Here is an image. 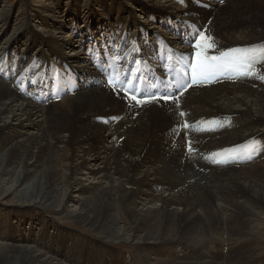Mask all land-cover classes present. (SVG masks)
<instances>
[{"label": "bare ground", "instance_id": "6f19581e", "mask_svg": "<svg viewBox=\"0 0 264 264\" xmlns=\"http://www.w3.org/2000/svg\"><path fill=\"white\" fill-rule=\"evenodd\" d=\"M133 1L140 7L144 19L149 20L151 25L156 22L155 17H165V14L166 18L170 16L176 18L178 21L170 26L167 33L184 38L186 40L184 44L189 45L188 51L179 50L178 47L180 49L183 47L178 45L174 38H166L156 27L151 30L146 26L147 24L142 25V22H139L144 27L142 29L140 27L129 40L127 35L124 36L120 44L122 50L127 48L123 57L128 63L126 70L118 71L120 69L114 66L110 71L107 69L105 72L106 59L97 58L100 53L96 47L93 49L96 53L88 63L89 67H93L94 75L88 77L90 72H85L87 76L76 78L77 84L71 88L66 87L68 89L64 88L68 80L61 76L62 69L58 68L63 64L54 71L52 69L54 62H50L46 56L45 59L48 61L46 63L49 65H43L44 67L40 69L41 73L36 75L38 65L36 63L43 61L42 57L37 56L34 60L35 64L24 67L32 55L30 45L23 52V56L11 57L13 45L0 56L2 78L6 77L11 88H14V92L7 90L5 94L0 86V153L3 152L0 156V196L15 194L22 205H32L34 202L43 207L48 204L54 207L60 202L61 193L62 199L64 198L69 186L66 184L71 182L70 187L77 189V192L82 194L80 197L85 195L79 211L72 210L71 214L85 226L107 230L109 233L113 225H119L115 220L117 212L125 211L134 225L133 232L142 240L138 248L164 246L171 244L175 239L180 243L195 245L206 241L207 237L216 231L212 238H219L209 239L208 254L219 256L210 259L211 261L221 257L225 247L235 259H247L249 256L246 253L251 254L258 248V245L253 243L256 242L255 235L258 230L255 221L243 214L246 211L248 196L242 194L244 189L242 184L245 179L240 181L241 175L237 173L235 167H238L239 163L245 164L243 163L245 161L250 163L248 166L257 167L252 163L253 159L258 158L261 161L264 158V131L259 130V127L264 125V76L262 75L264 63L257 66L255 62L252 64L241 61L243 54H238L236 47L245 48V45L249 44L248 47L254 52L264 48V0H166L163 2L169 3V7L151 0ZM224 1L230 4V7L225 8L221 5ZM229 12L237 15V23L229 21ZM126 13L131 17L132 14L128 10ZM120 17L117 20L121 25L125 19ZM183 17L186 18L180 20ZM192 17L198 29L191 27L189 34L183 24ZM259 17L263 19L262 24L256 21ZM134 21L138 19L132 21L131 18L133 24ZM86 26L89 28L88 22L83 28L85 29ZM199 33L212 38L211 47H208V41H202L200 48L195 47ZM88 34L86 32L85 36ZM146 36L149 39L144 43ZM74 37L72 34L70 39L72 42L67 45L68 47L73 45ZM33 38H30V43L33 42ZM78 39L79 37L77 41ZM138 40L143 48H148L150 59L146 58L147 53H144L145 59L141 56L142 48L137 43ZM48 44L54 51H62V42L52 39ZM163 45L169 47V53L167 55L162 53L159 56L158 52ZM77 48L76 46L71 51L75 53ZM197 52L201 53V58L215 57L216 61L219 59L216 67L210 63L212 67L206 71L209 75L200 76L202 72L198 65ZM153 55L157 56V62H153ZM65 56L62 52L59 59H65ZM138 57H140L139 61H137ZM57 58L56 56L55 59ZM69 59L77 64L86 62L81 56ZM166 59H176L184 70L191 63H195L198 66L197 73L189 76L187 71H182L180 82L171 80L167 87L155 90L151 84L157 80L158 74L151 70L157 67H147L140 61H150L159 66ZM113 60L118 61V58ZM230 66L234 67L233 71L229 70ZM21 69L22 72L18 74ZM73 69L78 70L79 66ZM137 72L139 77L133 80V75ZM245 73H248V76L244 75ZM117 76L126 83L122 85L117 83L115 92L117 88L121 89L120 85L123 87L121 93L131 89L128 94L133 93L143 104L138 107L127 100L120 103L114 98L108 81L110 78L117 79ZM41 78L43 80L38 87ZM52 79L56 82L54 92L53 90L51 92L50 88ZM248 83L251 85L249 86ZM171 84L178 86L179 89L171 91ZM189 85L190 90L180 94L181 89ZM254 85L256 88L252 89ZM157 86L160 88L161 84ZM85 87L88 89L81 92ZM166 93L175 97L179 105L159 107L168 103H161L157 97L153 104L145 102V98L151 101L152 97ZM54 103L61 104H59L63 107L61 110H65L62 117L67 119L60 121L56 128H48L52 113L50 110L52 105L56 106ZM108 105L110 108L107 111L104 107ZM237 106L244 107V110H239ZM18 112L25 117L26 128L35 130V133L22 136L6 134L11 128L6 119L17 121ZM239 114L243 118L239 117ZM117 115L122 116L121 122L115 123V126L110 123L115 129L107 127L110 126L109 123L107 124L109 119L112 121L114 117L115 122L119 120ZM219 115H225L228 122L239 121V128L231 130L229 136L216 130L214 127ZM188 116L193 119L192 122L190 121L191 127L187 137L194 149L197 151L205 149L211 153L221 144L226 147L245 141L244 145L236 147L238 150L236 157L240 162L237 164L233 161V164H230L222 159L218 162L212 159L211 164L208 162L209 166H204L199 158L191 155V151L184 153L183 126ZM246 117L249 118L247 119L249 123L245 122ZM20 128L23 129V126ZM17 129L19 127L14 130ZM199 131L206 133V136L197 137ZM171 133L176 134L175 144L172 142L173 139L169 138ZM261 135V140H258ZM123 137H127L128 143L123 142ZM223 154H227V150L221 149L220 155ZM211 156L216 157L215 154ZM261 164L260 167L263 168L264 164ZM82 175L95 180L96 186L89 182L87 186L83 184L84 181L78 178ZM249 183L252 201L264 202V187L259 188L253 181ZM255 209L257 208L252 206L250 211L254 212ZM239 211L242 212L238 214ZM249 231H253V235ZM242 237L253 242L242 241ZM68 242L70 243V240ZM19 248V246L18 249L0 246V264H58L41 256L43 253L39 255L29 250L30 248L28 250ZM214 248L217 250L214 251L215 254ZM170 252L173 253L174 250ZM164 253L169 252L161 251L160 258ZM137 254L143 262L142 256L145 253L138 251ZM146 257L149 258L148 255ZM122 258L124 257L115 261L109 258L110 260H101V262L125 264ZM125 258L133 264L134 260L131 257L129 260ZM76 261L75 264L93 262L87 256ZM176 261L179 260L168 259L167 264H178Z\"/></svg>", "mask_w": 264, "mask_h": 264}, {"label": "rangeland", "instance_id": "374dc122", "mask_svg": "<svg viewBox=\"0 0 264 264\" xmlns=\"http://www.w3.org/2000/svg\"><path fill=\"white\" fill-rule=\"evenodd\" d=\"M151 1L157 4H165L166 6L169 5V3H163L166 2V0H151ZM225 2L226 1H224L221 5H223L225 8L230 7V4H226ZM121 5L123 6L121 7ZM126 10H128L131 14H133V16L134 15L137 16L139 20H142L140 22H142L144 25L149 23V20L144 19V15L141 12L140 7L134 4L133 0H116V1L102 0V2L101 0H0V56L7 50L9 46L11 47L12 45H13V49H11L10 52L11 57H15L18 55L23 56L24 55L23 52L30 45V53L32 55L31 56L29 55L30 60H28L26 65L28 66L31 62L32 64H35L34 60H36L37 56L42 57L43 59L42 63L40 62L41 60L37 61L36 63L38 64L36 66L37 67L36 69L38 71L37 70L35 71V67H34L35 74L37 75L41 73L40 69H42L45 65H49L48 63H46L48 62L46 61V59L48 58L50 62H54L53 63L54 66H52V69L54 71L57 70L56 68L58 66L63 64L62 66H60L61 68L60 67L58 68L60 70L62 69L61 76L68 80L66 87L71 88L72 86H75L77 84L76 78L84 77L86 76L85 72L88 73L89 70H92V68L89 67L88 64H86L85 62H82L85 64L82 63L77 64L76 62H71L72 60L69 59L73 57L79 58L80 56L82 58L81 52L79 51L80 50L79 46L80 43H82L83 40L86 38L87 36V35L85 36L86 32L89 33L91 31L93 33L94 32L97 33L99 30L101 31L102 29L110 30L111 27L117 28L120 25L117 18L120 16L125 19L124 21L126 22L125 23V27H126V25L129 22H131L130 14H127ZM254 10L255 8H253V11ZM228 17L230 19L229 20L230 22L232 23L238 22L237 15L235 13L229 12ZM261 17L256 19V21H258L259 24L263 23V19ZM256 21H255V25H256ZM86 22H88V24L91 26L89 30L87 26L85 29L83 28L85 27ZM122 22L123 21H121V23ZM104 25H109V26L105 27ZM193 25H196L195 22H193ZM24 29H26V31H23ZM116 31H119V29H117ZM122 31L125 32V29H123ZM19 33H21V35L18 36ZM72 34H74L76 38L75 37L73 38L74 39L72 43L73 45H70L68 47L67 45L72 42L70 40ZM32 37H34L33 42L30 43V38ZM41 37L43 40L41 39ZM78 37L79 39L77 41ZM52 39L62 42L63 47L61 52L59 51L56 52L49 46L48 43ZM99 41H100L99 37H97V39L93 42L92 49L95 48L94 43H99ZM112 41L113 39L111 37V42ZM71 46L72 48L77 46L78 47L77 52L76 51L75 53L72 52L71 51L72 48L70 49ZM86 48L87 50L91 49L89 43ZM62 52L65 55H67L65 56L66 60L59 59V55H61ZM53 54L55 55L53 56ZM56 56L58 57L57 59H55ZM247 57L254 58L251 57L250 54H247ZM66 66H68L69 69ZM75 66H79V69L74 70L73 68H75ZM68 70L70 71L68 72ZM21 72L22 69L19 71L18 74H20ZM80 73H82L83 75ZM0 74H1L0 86L5 91V94L7 90L14 92V88H11L8 79H5L6 77H4V79L6 80L5 81L2 78L3 73ZM39 81L41 82L42 78ZM54 81L50 83L52 90L54 86ZM69 81L71 82L70 84ZM38 86L40 85L38 84ZM254 88L255 87H252V89ZM82 91H84V89H82L81 92ZM78 97H80V95ZM22 99L25 100L24 98ZM116 100L122 103L121 100H125V99L122 97V99L117 98ZM61 102L64 101L61 100ZM54 104L57 107L52 105V109L50 110L52 113L50 116L51 118L49 120L48 128L50 127L56 128L60 121L67 119L62 117L63 111L65 110H61V108H63L60 107L61 104L60 103H59L60 105L56 103ZM104 108L105 110L107 109L108 111L110 106L108 105L105 106ZM237 108H239V110L242 111L244 110V107H241L242 108L241 109L239 106H237ZM16 115H17V121H12L11 118L6 119V121H8L7 123L10 124L11 126V128L6 132V134L10 133V134L22 136L27 133H30L28 135H31L32 132L35 133V130H30L29 128H26L24 122L25 117H22L19 112L16 113ZM190 116L192 117L193 115ZM116 117H118L119 120L115 122L114 117L111 119L112 121H110L109 119L107 121V124L109 123L108 125L110 126L107 127L109 128L112 127L111 129H115L113 127L115 126V123H120L122 120L121 115L119 116L117 115ZM239 117L243 118V116H241L240 114ZM245 119H246L245 122L247 123L250 122L249 120H247L249 119L248 117H246ZM110 123L113 124V126H111ZM22 126L23 129L20 128ZM228 126L229 128H226V132L229 133H227L226 136H229L231 134L230 132H232L231 130H234L235 128L240 126V124L239 121L238 122L234 121ZM17 127H19V129L14 130ZM184 129H186V127ZM259 130L264 131V125L260 126ZM250 131H248V133ZM204 136H206V134H204ZM261 138L262 135L258 138V140H261ZM122 140L124 143H128L127 137H123ZM172 142L174 144V139L172 140ZM227 146H231V145H227ZM222 147L223 145L221 144L220 149ZM216 150H219V148H217ZM214 151H212L210 155L214 154L213 153ZM2 153L3 152L0 153V156L2 155ZM4 154H6L5 151ZM210 155H206L207 158L205 157L206 158L205 161L210 159ZM225 155L226 154H223L221 156H225ZM227 155L230 157V159L233 156L232 154H227ZM221 156L215 157L217 162L222 159ZM263 159L260 161L261 163ZM257 161L258 159H254L253 162V164L257 165V167L250 165L249 167L248 164L250 163L247 164L239 163V166L235 167L237 173L241 175L240 181L242 182V179H245L244 183L242 184L244 188L242 194L248 196L247 197L248 199L246 200V211H244L243 214L245 215V217L251 218L255 221L258 230L256 231V235H255L256 242L250 241L248 238L242 237V241H250L258 245V248L255 249V251L251 252V254L250 252L246 253L249 256V258L247 259H243V260L239 258L235 259L231 254L228 253L227 248L225 247L222 256L217 257L216 260L211 261L210 259L219 256L215 254V252L217 251L216 248L213 249V252L215 251L214 252L215 255L208 254V248L210 245L209 239L214 237V232L216 231L212 232L213 234L211 233L207 237L206 241H201L195 245L188 244L185 242L180 243V241L178 240L176 241L175 239L173 240V242H171V244L164 246L160 245L157 247L147 246L145 248H138L141 246L142 240H140V236H138V234H135L133 232L134 225L132 223V220L128 217L125 211L117 212L116 214L117 217L115 216V220L119 225L118 226L113 225L112 226L113 229L109 233L107 232V230H101L93 226H85L81 224L77 220V218L73 217V215L71 214L72 210L75 212L79 211L82 200L85 198V195L83 197H80L82 196V194L78 193L77 189L75 188L72 189V187H70V184H72L71 182L70 183L68 182L67 184L65 182L66 186L68 185L69 186L66 189L67 192L64 193V198H63L64 200L62 199V193H61L60 202H58L54 207L49 206V204L46 205V207H43L37 203L35 204L34 202L32 205H28V204L22 205L20 202H18V197L15 194L7 195V196L6 194L1 195L0 196V246L4 248H14V249L15 248L18 249L19 246L20 247L19 249H23V250H28L30 248L29 250L34 251L39 255L43 253L41 254V256L43 255V257H47L50 261L52 262L55 261L58 264H75V262L77 263L76 261L77 259L84 258V256H87L90 259V261H93L91 263L88 262V264H93V263L106 264L101 262V260L106 261L112 259L113 261H115L118 258L120 259L122 256L124 257L122 258V260L124 259L123 262L125 264H132V262H128L125 257H127L128 260L131 257L132 260H134L133 264H167L168 259H178L179 261H176V263L178 264H191V263L192 264H264V202L259 203V201H252V198L250 197L252 192L251 190H249V188L251 187L249 181H253V183L257 185L259 188L264 187V167L262 166L263 168H261L260 167L261 163L259 164V162ZM208 162H210L211 164V160L207 161V163ZM219 171H223V170H219ZM78 178L84 181L83 184H86V186L89 185V183H92L91 185L96 186L95 180L88 179L83 175L78 176ZM39 199L41 200V198ZM210 201H212V199ZM252 206L257 208L254 210V212L250 211V208H252ZM241 212L242 211H239L237 213L239 214ZM249 233L253 235L254 232L249 231ZM66 238L70 240V243ZM218 238H212V239L217 240ZM226 240L227 238H225V241ZM171 250H174V252L171 253L170 252ZM138 251H143V253H145L142 256V258L144 259L143 262L142 259L140 258V255L137 254ZM161 251H165L169 253H164V256L160 258V256L162 255ZM76 252H78V254ZM82 254H84V256ZM146 255H148L149 258H147Z\"/></svg>", "mask_w": 264, "mask_h": 264}, {"label": "snow or ice", "instance_id": "6c2138e0", "mask_svg": "<svg viewBox=\"0 0 264 264\" xmlns=\"http://www.w3.org/2000/svg\"><path fill=\"white\" fill-rule=\"evenodd\" d=\"M198 36H199V39L197 40V43L195 44V47H196V48H200V47H201V42H202V41H208V42H209V43H208V47H211V46H212V43H211L212 38H211V37H207V36H205L203 33H199ZM197 57H198L199 67H200L201 72H202V74H203V73H205L209 68H211L212 65L208 62V61H209V58H208V57H203V58H201V53H200V52H197ZM211 59H212V60H215L216 58L213 57V58H211ZM138 77H139V72H137V73H135V74L133 75V79H136V78H138ZM108 83H109L111 86H113V87L115 88V86H116L117 83H120V84L122 85L123 83H126V81H122V80H120L119 78H117V79H111V78H110L109 81H108ZM125 91H126V94H128V93L131 92V89H127V90H125ZM130 98H131L132 100L136 101L137 103H141V101L138 100L137 97H136L134 94L131 95ZM164 98L167 99L168 97H164ZM181 115H184V113H181ZM187 126H188V125L185 124V127H187ZM189 150L191 151V146H189Z\"/></svg>", "mask_w": 264, "mask_h": 264}]
</instances>
